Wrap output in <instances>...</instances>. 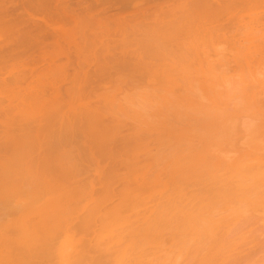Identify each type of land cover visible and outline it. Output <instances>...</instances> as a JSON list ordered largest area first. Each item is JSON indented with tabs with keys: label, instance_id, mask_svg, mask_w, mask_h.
<instances>
[{
	"label": "bare ground",
	"instance_id": "6f19581e",
	"mask_svg": "<svg viewBox=\"0 0 264 264\" xmlns=\"http://www.w3.org/2000/svg\"><path fill=\"white\" fill-rule=\"evenodd\" d=\"M24 1L13 16L0 0V192L19 199L0 225V264H225L245 241L233 235L254 220L243 212L264 205V0H141L152 3L148 11L114 0L122 6L106 19L114 25L97 18V27L66 0ZM52 2L54 22L40 11ZM99 6L107 16L111 9ZM38 12L44 27L22 32V14L32 23ZM46 28L52 41L40 36ZM220 81L233 83L228 99L254 108L240 124L255 135L246 149L232 144L236 156L211 151L212 139L231 144L239 126ZM122 85L143 90L128 94ZM150 142L156 154L141 163ZM234 202L245 205L235 215L216 210ZM97 223L112 227L84 239Z\"/></svg>",
	"mask_w": 264,
	"mask_h": 264
},
{
	"label": "rangeland",
	"instance_id": "374dc122",
	"mask_svg": "<svg viewBox=\"0 0 264 264\" xmlns=\"http://www.w3.org/2000/svg\"><path fill=\"white\" fill-rule=\"evenodd\" d=\"M6 1V0H5ZM10 1H14V2H17V1H19V0H10ZM10 1H6V2H4V0H2V3L4 2V4H2V5H6L5 6V8L7 9V11H11V13L10 12H8V14H12L13 16L16 14V13H18L20 10L22 11V7L21 6H18V2H17V4L15 3H13V2H11V3H8V5H7V2H10ZM21 1V4H19V5H24L25 3H26V1H24V0H20ZM28 1V0H27ZM72 0H66V3L67 2H69V3H67V5L68 6H70L71 7V5L73 6L74 4L75 5H77V7L79 6V9H75V8H77L76 6H73V9L74 10H77V12H79V10L81 11V12H79V15L81 14V16L83 17V18H85V19H87V20H89L91 23V26L93 25V22H95L96 24H97V18H103V20L105 19V21H108V20H106V19H110V15L109 14H111V16H112V18L114 17H118L117 15V11L118 10H113V9H117V8H121V9H119V10H122V6H121V4L120 5H112L111 3H113L114 2V0H101V1H99V2H102V3H99L98 1H95V0H90L91 2L92 1H95V4L96 3H98V5H95L94 4V2H90L89 0L87 1V3L85 2V0H83L82 1V3L83 4H78V2L80 1V0H74V2L72 1ZM75 1H78V2H75ZM110 1H113V2H111V3H109ZM117 0H115V2H116ZM114 2V3H115ZM133 3H129L130 4V6L129 7H134V9L132 8L131 10L133 11V10H135V8H136V6H139L140 7V5H141V8H144V7H146L147 6V4H150L151 6H152V3L150 2V3H145V1H143L144 3L143 4H141V0H133L132 1ZM139 2V3H138ZM162 2V1H161ZM20 3V2H19ZM53 3H54V5H55V2H52L51 4H50V6H48V7H46V10L45 11H42V9L40 10L41 12H42V14L44 13V14H47L49 17H50V15L51 16H53V22H54V20L56 19H58L59 20V18H56V16H54L55 14H57V9H56V5H55V8L54 7H52L51 5H53ZM79 3H81V1L79 2ZM89 3H91V5H89ZM116 3H119V1L118 2H116ZM155 3H160V1L158 2V1H155V2H153V4H155ZM109 4H111L110 5V7H109ZM156 4V5H157ZM11 5V6H10ZM13 5V6H12ZM17 5V7H21L20 9L19 8H14L15 6ZM53 5V6H54ZM80 5H82V7L80 6ZM87 5V6H86ZM99 5H102V7H107L108 9L110 8H113V9H111V10H109V12H107V16H105L104 14H101V13H103V10H101V7L99 6ZM132 5V6H131ZM83 6H85V7H83ZM88 6H90V7H88ZM114 6H117V7H114ZM143 6V7H142ZM9 7H11V9H12V7L14 8L13 10H11V9H9ZM52 7V8H51ZM75 7V8H74ZM48 8H50V9H53L54 10V12H56L55 14H52V10H47ZM72 8V7H71ZM83 8V9H82ZM84 8L85 9H87V10H89V8H91L89 11L91 12V10H93V8L94 9H96V10H94V11H92V13L89 15L88 13H89V11H87V10H84ZM148 8H150V6L149 7H146V10L148 11ZM152 8V7H151ZM56 9V10H55ZM98 9H100L99 11H98ZM145 9V8H144ZM15 10H18V11H15ZM123 10H125V11H127V10H129V8H127V9H123ZM15 13H14V12ZM39 11V12H40ZM85 11V12H84ZM87 11V12H86ZM125 11H123V12H119V15H121V13H125ZM132 11L130 12V14H132ZM23 12V11H22ZM39 12H38V14H34V17L35 18H38V19H35L32 23L31 22H28L27 23V16H25V14H22L23 15V18H25V19H23V22H21L20 23V26H22V25H24V27L23 28H25L26 26H28V25H30L29 27H27V28H25V29H23L22 28V32H28V31H31V35H33V34H36L37 33V31H39L40 29H41V27L43 28L44 27V25H42L41 24V22L39 21L40 20V16H42V14L40 15L39 14ZM40 12V13H41ZM48 12V13H47ZM99 12H101V13H99ZM112 12V13H111ZM83 13H85V15H83ZM94 13V14H93ZM117 14L116 16L114 15V14ZM89 16H88V15ZM38 15V16H37ZM92 15V16H91ZM94 15H96V17L94 16ZM125 15V14H124ZM124 15H121V16H124ZM126 15H128V14H126ZM40 17V18H39ZM88 17H89V19H88ZM93 17V19L91 20V18ZM104 17H107V18H104ZM126 18H129V17H126ZM29 19V18H28ZM130 19V18H129ZM93 20H95V21H93ZM102 20V21H103ZM113 20V19H112ZM24 21H26V22H24ZM37 21H39V23L37 24ZM61 22L62 21H67V19L66 20H60ZM86 21V20H85ZM89 21H87V22H89ZM115 21V20H114ZM114 21H111L110 22V20L108 21L111 25H114V23H112V22H114ZM104 22V21H103ZM25 23V24H24ZM30 23V24H29ZM67 23H69L67 26L68 27H70V26H72V22H70V21H68V22H65V24H64V22H63V24L64 25H66ZM71 23V24H70ZM104 23H106V22H104ZM34 24V25H33ZM96 24H94V25H96ZM109 24V25H110ZM35 25H37V27H33V26H35ZM70 25V26H69ZM93 25V26H94ZM66 26V27H67ZM96 27H97V25H96ZM34 28V29H33ZM27 29V30H26ZM31 29V30H30ZM36 30V32H34ZM45 31H47L46 33H48V34H46V33H43V31H40L41 33L40 34H43V35H40V36H42V38H45V40L48 38H50L49 36L50 35H52L54 32H52V30H50V29H48V28H46L45 29ZM49 31V32H48ZM33 32V33H32ZM13 33H15V34H13ZM52 33V34H51ZM13 34V35H12ZM16 34H19V32H17V30L16 31H14V32H12V33H10L9 35H6L4 38V40L7 42L6 44H5V48L7 47V44L10 46L11 45V41L13 40L12 39V37L14 38V36H16V38L18 37V35H16ZM90 33H87V35H89ZM10 35H12V36H10ZM49 35V36H48ZM54 35V34H53ZM7 36H9V37H7ZM38 36V35H37ZM39 36V37H40ZM46 36H48L47 38H46ZM90 37H92V35H89ZM53 37V36H52ZM52 37L50 38V40L52 41ZM119 38V36H116L115 38ZM16 38H14V39H16ZM77 38V40H78V37H76ZM6 39H8L9 41H7ZM54 39V38H53ZM80 40V39H79ZM15 41V40H14ZM49 40H47V41H45V42H48ZM51 41L50 42H48L49 43V45L51 44ZM60 41H62V40H60ZM11 42V43H10ZM16 42V41H15ZM62 43V42H61ZM64 43V42H63ZM49 45H47L46 44V46H47V48L48 49H52V47H53V45L51 46V48H50V46ZM64 45H67L66 43H64ZM49 46V47H48ZM54 46H55V44H54ZM63 46V45H62ZM69 46V45H68ZM71 46V45H70ZM4 47V46H3ZM64 47V46H63ZM66 47V46H65ZM47 48H45L44 47V51L43 52H45V51H47V53H49L48 51L49 50H47ZM133 48V47H132ZM131 48V49H132ZM56 48L54 47V50L52 49V50H50V52H54V51H56L55 50ZM64 49V48H63ZM68 49V48H67ZM66 49V50H67ZM71 49H72V47H71ZM131 49H129V50H131ZM43 50V49H42ZM65 50V51H66ZM34 51H36V50H34ZM38 51V50H37ZM71 51H73V49L71 50ZM114 51H116L117 52V50H114ZM33 52V51H32ZM32 52H28L29 53V56L31 55V57H33L34 56V58L36 57V56H38V54L36 55V54H34V53H32ZM67 52H70V51H67ZM28 53H26L25 54V56L24 57H26V56H28ZM32 53V54H31ZM71 53V52H70ZM73 53H74V51H73ZM72 53V54H73ZM34 54V55H33ZM33 55V56H32ZM75 55V54H74ZM28 56V57H29ZM63 55H61L59 58H61ZM72 56V55H71ZM27 57V58H28ZM58 57V56H57ZM74 57V56H73ZM121 58V56L120 55H116V57L114 56L113 58H115V60L116 59H118V58ZM130 57V56H129ZM129 57H127L126 59L127 60H129L128 58ZM132 57V56H131ZM214 57V56H213ZM27 58H22V59H19V60H21L20 62H19V60L16 62V60H12L11 62L9 61L8 63L9 64H14V62H16V63H18V64H20L21 65V63H23V61L24 60H26ZM59 58H57L56 59V61H55V63H57L58 64V62L60 61V60H65V58H64V56L59 60ZM72 58V57H71ZM74 59H76V57L74 58ZM135 58H133L132 60H134ZM146 59H147V57H146ZM29 60H32V59H29ZM35 60V59H34ZM57 60H58V62H57ZM110 60H112V59H109L108 61H110ZM121 60H124V59H121ZM126 60V61H127ZM148 60V59H147ZM71 61H73V62H71V63H73V64H71V65H76L75 64V60H72L71 59ZM113 61H114V59H113ZM26 62V61H25ZM117 62V61H116ZM119 62H121L119 59H118V63ZM59 63H62L61 61L59 62ZM113 63H115V62H113ZM118 63H116V64H118ZM127 63H132V62H130V61H128ZM17 64V67H21L20 65H18ZM43 63H41L40 65H42ZM8 65V64H7ZM43 66H46L45 65V63L43 64ZM23 67V66H22ZM93 69V68H92ZM91 69V70H92ZM69 70H71L72 71V69H70L69 68ZM129 70H130V72H131V69H130V67L128 68V72L126 71V73H128L129 74ZM26 73H28L27 71H26ZM125 75V74H124ZM129 75H131V74H129ZM135 75V74H134ZM137 75V74H136ZM6 76V75H5ZM126 76H128V75H126ZM128 77H131V76H128ZM135 77H137V76H135ZM135 79H137V78H135ZM234 80H237L236 78H233L232 79V81H234ZM141 80H139V83H143L144 81H142V82H140ZM137 84L138 86H142L143 84H144V86L143 87H145V82L142 84V85H140V84ZM220 83H221V81H220ZM227 84V85H226ZM226 84H224V83H221V84H219V86L217 87V89L218 90H220L221 91V99H223V100H229V103H230V101H231V104L230 105H228L229 107L230 106H236V111L238 112V114H237V116H238V120H239V122H238V120L237 121H235V122H237V123H239V126H237V128L235 129L236 131L234 132V133H232V134H234V140L231 142V144H229V143H227V142H225L223 139V141H218L217 139H212L211 141V151L213 152V151H215L214 152V154L215 155H219V154H221L222 156L223 155H226V156H231V155H233V156H236V152H234L233 151V149L235 148L236 150L235 151H238L239 149H241V148H239V149H237V147H239V146H242V145H245L246 146V144H243V142L245 141L246 142V140L249 138V137H252L253 135H255V131L252 129V127H245V128H243V124L241 125L240 123H242V120H244V121H246V120H249L248 118L249 117H252L253 116V109L254 108H251V107H247L245 104L246 103H241V102H238L239 101V99H235L234 98V96H232V98L231 99H234V101L233 100H230V99H228L229 98V96L226 94V89L228 90L229 88H232L233 87V83H230V84H228V83H226ZM112 86V87H108V86ZM116 85H114V84H105L103 87H107L106 89H109V88H113V87H115ZM119 87V86H118ZM135 88L137 87V86H134ZM123 88H126V89H129V90H127V92H126V89L124 90L125 91V93H128V94H130V91H131V94H133L134 92H136L137 90L139 91L140 90V92L143 90V89H133V87H132V89L133 90H135V91H133L132 89H131V87H125L124 85H122L121 86V89H123ZM139 88V87H138ZM102 90L104 89L105 90V88H101ZM101 90V91H102ZM120 90V89H119ZM99 91V93H107V91H103V92H101L100 90H98ZM137 91V92H138ZM111 92V91H110ZM120 92H121V90L119 91V93L118 94H116V95H118L119 97L122 95L123 96V90H122V94L121 95H119L120 94ZM144 92V91H143ZM115 93H117V91H115ZM124 93V94H125ZM231 95L233 94L232 92L230 93ZM121 96V97H122ZM127 100V99H126ZM234 103H236V104H233V102ZM228 103V104H229ZM126 105H127V103H125ZM145 105V104H144ZM135 106V105H134ZM140 106V105H139ZM141 107V106H140ZM140 107H137L136 106V108H140ZM228 107V108H229ZM234 107H230L229 109H233ZM238 107V108H237ZM132 108H133V106H132ZM239 109V110H238ZM136 111H138L139 112V109H136ZM150 112V108L149 107H144V109H143V106L141 107V110H140V112L142 113H144V116H147V113H149ZM131 112H129V114H130ZM140 113V114H141ZM133 114H136V113H133ZM133 114H131L132 116H133ZM14 116L15 115V113L14 114H8V116ZM137 116V115H136ZM139 117H140V115H138ZM146 119H150V117H145ZM144 118V119H145ZM130 120V119H129ZM128 119L126 120V121H129ZM131 122H128L127 124H130ZM235 125H236V123H235ZM238 125V124H237ZM254 127V126H253ZM246 136H244V135ZM256 137V136H255ZM247 138V139H246ZM221 139V138H220ZM194 141V144H196L197 145V143H198V139H194L193 140ZM235 141V142H234ZM248 141V140H247ZM183 142H185V141H183ZM244 142V143H245ZM186 143V142H185ZM235 144V146H237V147H235V146H233V145ZM242 148H243V146H242ZM243 149H246L245 147L243 148ZM242 149V150H243ZM171 151V149H169V152ZM163 152V151H162ZM165 152H166V154L168 155V150L167 151H164V154H165ZM171 153V155H172V151L170 152ZM170 153H169V157H170ZM219 153V154H218ZM152 154H156V146L153 144V142H150L149 143V147L147 148V150H141V151H139V153H138V158H139V160L138 161H140L141 163H143V162H146V161H149V158H150V156ZM228 154V155H227ZM163 155V154H162ZM167 155L165 156V157H167ZM159 157V156H158ZM169 157H167V158H169ZM160 159V158H159ZM163 160H165V161H163V164L166 162V161H169L168 159H165L164 157L162 158ZM170 159V158H169ZM159 161V160H158ZM157 161V162H158ZM139 162V164H141ZM167 163V162H166ZM165 163V164H166ZM161 164H162V162H161ZM164 164V165H165ZM5 181V179L3 180V182ZM4 183H6V181L4 182ZM7 185H8V183H6ZM7 185H6V187H7ZM10 186V185H9ZM6 187H3V189L5 190V189H7ZM2 189V187H1V190H3ZM8 191H10V189H8ZM6 192V190L5 191H1L0 192V194H3L2 196H0V201L2 200V202H0V225L2 224V223H4L6 220H7V218H6V214H5V212L7 211V205L8 204H10V203H12V202H14V201H17V200H14L15 198H17L16 197V195H14L15 197H13V193L11 194L12 196H9L8 197V195H6V194H9V192ZM149 192V191H148ZM147 192V193H148ZM146 195V194H145ZM7 197V198H6ZM12 198V199H11ZM14 198V199H13ZM6 199H10V200H6ZM18 199V198H17ZM23 199V198H22ZM19 200V199H18ZM6 201V202H5ZM8 202V203H7ZM116 202H118V199L117 198H115L114 200H112V201H109V202H107V203H105L101 208H100V211H99V213H98V217L102 220L104 217H106V215H107V213L109 212V210H110V208L112 207V205L113 204H115ZM7 203V204H6ZM82 204V203H81ZM232 204V203H231ZM231 204H230V206H227V205H223V204H221V205H219L217 208H216V210H218V211H220L221 209L222 210H226L225 211V213L226 214H228V213H231V215H233V213H234V215H235V213H237L239 210H241V209H243L244 207H245V205L243 204V205H241L240 207H238L239 206V204H236L235 202H234V204H236L237 205V207L239 208V209H237V207H234V204H233V207L231 206ZM235 205V206H236ZM139 207V205H137V207H135V210L137 209ZM262 207H264V205H262V206H260L259 205V207H257L256 208V210H254V208L253 207H248L244 212H243V216H248V217H252V216H254L253 218H254V220H252V221H247L248 223L249 222H251V223H247L248 225H247V228H246V226H243L242 225V229L240 230L242 233H239V234H236V235H233V237L234 238H238L237 236H239L240 234H244V238L245 239H242L241 241H243V240H245L244 242H242V244L240 243V246H241V248H237V247H240V246H238L237 245V250H235V254L233 255V253H232V255L233 256H235V257H233L232 255H230V260H228V259H226V260H228V261H226V262H224L225 264H264V209L262 208ZM230 208V209H229ZM241 208V209H240ZM131 209V208H130ZM129 209V210H130ZM229 209V210H228ZM132 210H134V208L132 209ZM141 210V209H140ZM221 210V211H222ZM125 212H127L126 210H124ZM123 211V212H124ZM82 213V211H79V214H81ZM84 213H85V211H84ZM83 213V214H84ZM224 213V212H223ZM124 214H126V213H123V215ZM75 216H77V214L75 213L74 214ZM250 215H252V216H250ZM9 217L10 216H8V219H9ZM11 218V217H10ZM246 223V222H245ZM102 225V226H101ZM246 225V224H245ZM110 227H112L111 226V224L110 223H106V224H100V223H97V225L95 226V228H94V230H93V232H90V233H88L86 236H84L83 238L84 239H92L93 238V235L94 234H98L99 232H101L102 230H104V229H107V228H110ZM236 228H238V227H236ZM246 228L247 230H248V232H247V230L244 229ZM237 232V231H236ZM247 233V235H245ZM246 236V237H245ZM248 237V238H247ZM61 240V239H60ZM167 244V243H166ZM167 246H168V244H167ZM171 249H173V247H171ZM238 249H239V251H238ZM242 249V250H241ZM240 250L242 251L241 253H237V252H240ZM91 253H93V252H91ZM250 257H249V256ZM231 256L233 257V258H231ZM246 257H248V258H246ZM245 259H248V260H245ZM248 262V263H247Z\"/></svg>",
	"mask_w": 264,
	"mask_h": 264
}]
</instances>
